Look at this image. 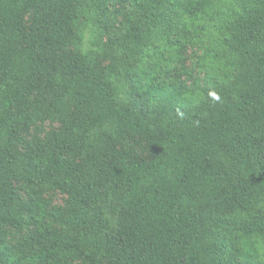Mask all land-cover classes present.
<instances>
[{
    "label": "trees",
    "instance_id": "obj_1",
    "mask_svg": "<svg viewBox=\"0 0 264 264\" xmlns=\"http://www.w3.org/2000/svg\"><path fill=\"white\" fill-rule=\"evenodd\" d=\"M111 1L0 0V264H264V0ZM201 37V78L155 83L144 57ZM42 78L60 127L26 144ZM16 184L65 207L31 193L12 252Z\"/></svg>",
    "mask_w": 264,
    "mask_h": 264
},
{
    "label": "rangeland",
    "instance_id": "obj_2",
    "mask_svg": "<svg viewBox=\"0 0 264 264\" xmlns=\"http://www.w3.org/2000/svg\"><path fill=\"white\" fill-rule=\"evenodd\" d=\"M129 5L128 0H116L111 1L109 9L120 10L126 8ZM31 14L28 13L23 18V26L27 28L30 22ZM85 49L90 48V32L86 30L84 32ZM102 42H106V36L102 37ZM206 44L204 37H201L200 44L187 45L180 53V59L178 61L169 62L168 51L163 50L155 58L154 55L151 57H144L146 61V69L153 71L155 75V83H168L173 80H179L185 86L192 84L195 80H199L202 76V72L197 67L198 57L202 53L203 45ZM101 67L108 65V61L100 63ZM48 90V82L44 78L39 80L37 90L34 91L30 100L34 106L35 113L32 116V121L26 129L23 135L25 143H30L33 140L41 139L45 134L51 130H57L60 127L56 121L50 119H42L44 111L49 108L48 97H45V92ZM44 95L46 98L42 104H38V97ZM131 146L135 153L139 156H145L146 144L140 140H132ZM15 189L21 201L23 202L24 218L21 230H9L5 238V243L8 248L15 252L16 247L25 240L35 230L33 220L37 217V209L32 205L30 201V194L37 192L39 200L43 204L46 213H53L57 209H63L65 207V196L59 193L57 190L50 189L40 185H22L16 184ZM55 230L60 229L58 225H53ZM73 264H83L82 262H73ZM104 264V263H102Z\"/></svg>",
    "mask_w": 264,
    "mask_h": 264
}]
</instances>
